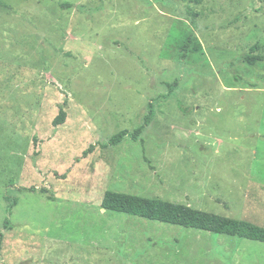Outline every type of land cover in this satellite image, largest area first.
Instances as JSON below:
<instances>
[{
  "label": "rangeland",
  "instance_id": "obj_1",
  "mask_svg": "<svg viewBox=\"0 0 264 264\" xmlns=\"http://www.w3.org/2000/svg\"><path fill=\"white\" fill-rule=\"evenodd\" d=\"M249 57L264 0H0V264H264L262 243L100 207L110 191L264 227ZM149 104L140 138L109 145Z\"/></svg>",
  "mask_w": 264,
  "mask_h": 264
},
{
  "label": "trees",
  "instance_id": "obj_2",
  "mask_svg": "<svg viewBox=\"0 0 264 264\" xmlns=\"http://www.w3.org/2000/svg\"><path fill=\"white\" fill-rule=\"evenodd\" d=\"M60 7L62 9H69L72 5L60 4ZM192 44L193 42L191 39L187 37L184 44L180 47L181 51H199L200 45ZM254 49H256V47H254ZM263 59L264 57H249L247 61L252 64ZM171 88L172 86L169 84V92ZM147 109V114L144 116L141 125L131 132L122 130L112 135L108 140L109 145L116 146L126 137H129L132 141H137L143 129L150 124L155 115L151 104L148 105ZM100 207L105 211L139 217L149 221H156L186 229L205 231L213 235H223L264 244V227L254 225L248 221L222 217L213 213L193 209L187 205L171 203L158 198H147L107 191L102 197ZM4 229L8 231L12 229L7 221L5 222ZM1 240L2 234L0 232V245Z\"/></svg>",
  "mask_w": 264,
  "mask_h": 264
}]
</instances>
